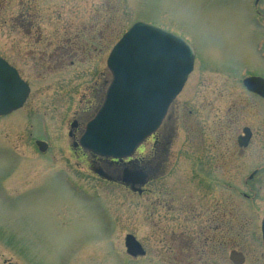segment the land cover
<instances>
[{
	"label": "rangeland",
	"instance_id": "374dc122",
	"mask_svg": "<svg viewBox=\"0 0 264 264\" xmlns=\"http://www.w3.org/2000/svg\"><path fill=\"white\" fill-rule=\"evenodd\" d=\"M199 2L0 0V56L32 90L20 111L0 118V264H232V250L245 264H264V103L242 85L249 74L264 75V61L245 53L246 26L234 9L199 8ZM135 22L174 24L197 49L163 129L167 157L158 179L144 188L152 193L143 196L89 174L68 137L93 85L101 75L110 83L107 56ZM83 37L89 46L100 44L102 57L86 45L90 57L57 70L52 57L69 40L83 46ZM244 128L252 139L242 149ZM37 141L49 150L40 153ZM151 146L145 143L135 158L150 156ZM181 205L186 213L175 212ZM213 211L223 231L218 238L232 242L217 253L207 248L208 261L199 263L173 243L172 232L195 234ZM129 234L147 250L144 259L127 255Z\"/></svg>",
	"mask_w": 264,
	"mask_h": 264
},
{
	"label": "water",
	"instance_id": "95a60500",
	"mask_svg": "<svg viewBox=\"0 0 264 264\" xmlns=\"http://www.w3.org/2000/svg\"><path fill=\"white\" fill-rule=\"evenodd\" d=\"M194 60V49L185 40L148 24L133 25L107 60L112 81L102 107L87 124L80 139L81 147L100 157L130 158L162 125L169 107L193 72ZM243 84L264 96V79L249 78ZM29 94V86L17 71L0 58V117L23 108ZM75 126L72 124V128ZM250 138L251 132L245 128L238 138L239 147L246 148ZM37 146L43 153L48 149L43 142ZM122 183L134 190L133 185H145L146 177L135 169H126ZM262 234L264 241V222ZM125 247L131 257L145 255L131 235L126 236ZM231 260L234 264L245 262L236 252Z\"/></svg>",
	"mask_w": 264,
	"mask_h": 264
},
{
	"label": "flooded vegetation",
	"instance_id": "af4514ba",
	"mask_svg": "<svg viewBox=\"0 0 264 264\" xmlns=\"http://www.w3.org/2000/svg\"><path fill=\"white\" fill-rule=\"evenodd\" d=\"M199 8H232L235 10V14L240 16L243 20V23H245V29L243 30L245 33V42L247 41V49L246 54L251 55V57L255 59H259L264 61V0H200L198 3ZM198 8V9H199ZM170 17V14L167 13L165 16L166 18ZM24 22V21H23ZM174 22V21H173ZM21 26V22H20ZM31 26V24L29 25ZM163 29H165L168 32H171L179 37L184 38L188 42H190V39L192 40V37H190L189 34H187L184 30L180 29L174 24H164ZM78 38H80V35H78ZM83 46H80V42L76 40L73 44L71 40L66 43V46L62 49H59L56 56L52 57V60H54V57L56 62H54L52 65L57 70H65L70 67H74L75 64L83 62L87 57H90V52L88 51V47H91L93 51L95 52L94 57L101 58L103 55V50L100 46V44H92L89 46V43L85 40V37L82 39ZM100 43V40H99ZM195 50V55L197 58V49L195 48V45L190 42ZM88 45V47H85ZM6 60V59H5ZM101 60V59H100ZM8 63L9 61L6 60ZM66 61H69L67 64ZM10 64V63H9ZM12 67H14L21 78L23 79L21 73L19 70L10 64ZM102 77L97 80L95 85H93V91L91 93V98L88 101H85L84 104V110L80 109V112L77 110L73 114L72 123H76L75 128L72 130L71 134V150L72 154L78 155L81 160H84L87 162L88 167V173L92 174L95 178L103 180V182H106L105 179H102L99 175V173L103 174L104 176H107L111 180H119L121 181L123 179V174L125 169L127 167L131 169H135V171L140 172L145 175L146 177V183L144 186L141 185H133L132 187L134 190H130L132 193L143 196L145 193H152L151 190L146 191L148 185L155 182L158 179V174L160 173L161 168L163 167L162 160L167 157V148L165 146H170V142L168 141L163 144V141L166 139L164 128H165V122L167 121V118L170 114L171 108L169 110V113L162 125V127L154 134L152 135L147 141L146 144L151 143V149H150V156H147V158H135V155L131 159L118 161L113 159H105L100 158L98 156H95L94 154L83 150L79 145V140L81 136L83 135L85 131V127L87 123L90 121L89 119L92 117V114H94L95 110L103 103V100L105 98L106 90L108 87V83L106 81V78H104V75H101ZM250 77H260L264 79V75L253 73L247 75L245 78ZM24 80V79H23ZM30 86V85H29ZM31 88V87H30ZM246 94L248 96H251L255 98L258 102L264 103V96L258 93H254L250 90H248L246 87H243ZM32 92V90H31ZM173 106V105H172ZM89 118V119H88ZM89 120V121H88ZM88 121V122H87ZM87 122V123H86ZM252 139V132H251V138L248 143V146ZM145 143L139 148L137 152H139L142 147L145 146ZM161 145L162 148L157 149V146ZM247 146V147H248ZM165 154V155H164ZM251 178L250 180H252ZM120 184L117 182H111ZM174 192V191H173ZM172 192V193H173ZM167 194L166 191L162 192L161 196L162 199L165 200V195ZM153 195V194H150ZM174 195V194H173ZM175 199H173L174 201ZM179 211H175L178 213H186L185 205H181L179 207ZM195 208H189L188 212L195 213ZM168 211H170L168 209ZM208 215L209 213H204ZM216 211L211 212L209 216H214V218H208L205 220L204 225L205 227L202 228L201 226L197 227V232L195 234L185 233V230H182L178 233L176 236L175 232H172L173 236V243L180 241V249L182 252L185 253V251L188 252H194L195 257L199 259V263L202 261H208L207 258H209V255L207 254V248L213 251V253H217L218 249H226L232 242V240L224 238H218V234H221L222 228L219 224L218 220L219 218L216 216ZM179 220L176 218V220H173V224H178ZM167 234H169L167 232ZM134 236V235H133ZM218 239V240H217ZM138 240V239H137ZM139 241V240H138ZM140 242V241H139ZM172 242V241H171ZM143 249L145 250L144 246L142 245ZM232 250L231 252H233ZM147 250H145L144 256H137V257H131L132 260L135 262L140 259H144L147 256ZM231 254V253H230ZM192 255V253L190 254ZM230 260V256H229ZM246 260V258H245ZM231 262V261H230Z\"/></svg>",
	"mask_w": 264,
	"mask_h": 264
}]
</instances>
